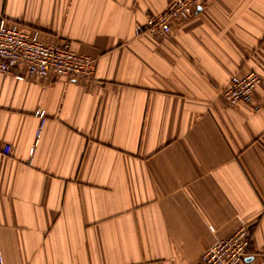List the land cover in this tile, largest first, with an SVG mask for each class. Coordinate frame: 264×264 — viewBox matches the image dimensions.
Masks as SVG:
<instances>
[{
  "label": "crops",
  "instance_id": "1",
  "mask_svg": "<svg viewBox=\"0 0 264 264\" xmlns=\"http://www.w3.org/2000/svg\"><path fill=\"white\" fill-rule=\"evenodd\" d=\"M168 2L0 0L95 60L76 81L0 73V264H202L242 225L243 264H264V0H201L167 34L135 33Z\"/></svg>",
  "mask_w": 264,
  "mask_h": 264
},
{
  "label": "built area",
  "instance_id": "2",
  "mask_svg": "<svg viewBox=\"0 0 264 264\" xmlns=\"http://www.w3.org/2000/svg\"><path fill=\"white\" fill-rule=\"evenodd\" d=\"M201 0H169L159 15L150 16L135 28V33L167 34L177 24L190 19L200 7ZM95 60L73 51L66 42H45L37 30L0 16V73L18 80L28 77L53 76L67 81L90 79ZM261 77L253 72L230 78L222 95L230 105L248 100ZM42 117L43 112L37 113ZM36 133V139L39 137ZM10 145L0 141V156L10 155ZM251 244L247 226H240L227 237L216 240L200 256L202 264H243ZM264 254V250H263ZM1 263V260H0Z\"/></svg>",
  "mask_w": 264,
  "mask_h": 264
}]
</instances>
